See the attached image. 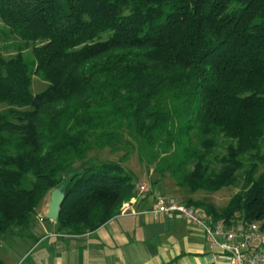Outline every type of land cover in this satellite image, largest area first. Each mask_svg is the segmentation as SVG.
I'll use <instances>...</instances> for the list:
<instances>
[{
    "label": "trees",
    "instance_id": "1",
    "mask_svg": "<svg viewBox=\"0 0 264 264\" xmlns=\"http://www.w3.org/2000/svg\"><path fill=\"white\" fill-rule=\"evenodd\" d=\"M0 107V243L55 188L58 233L101 227L135 197L132 153L264 229V0H0ZM229 187L222 208L192 196Z\"/></svg>",
    "mask_w": 264,
    "mask_h": 264
},
{
    "label": "crops",
    "instance_id": "2",
    "mask_svg": "<svg viewBox=\"0 0 264 264\" xmlns=\"http://www.w3.org/2000/svg\"><path fill=\"white\" fill-rule=\"evenodd\" d=\"M135 176V197L127 210L93 232L68 235L55 222L37 219L31 231L0 243L4 264H212L204 233L177 213L153 218L144 212L158 196L188 198L169 178ZM182 196L183 199L178 198ZM49 197L37 209L44 216ZM126 204V203H124ZM122 207V206H121ZM121 210V208H120ZM219 264H225L219 260Z\"/></svg>",
    "mask_w": 264,
    "mask_h": 264
},
{
    "label": "built area",
    "instance_id": "3",
    "mask_svg": "<svg viewBox=\"0 0 264 264\" xmlns=\"http://www.w3.org/2000/svg\"><path fill=\"white\" fill-rule=\"evenodd\" d=\"M128 204L122 205L121 213L126 212ZM144 213L155 219L160 214L177 213L190 221L204 233L212 264H219V260L225 264H264V229L258 222L227 223L167 196H158L155 206Z\"/></svg>",
    "mask_w": 264,
    "mask_h": 264
},
{
    "label": "rangeland",
    "instance_id": "4",
    "mask_svg": "<svg viewBox=\"0 0 264 264\" xmlns=\"http://www.w3.org/2000/svg\"><path fill=\"white\" fill-rule=\"evenodd\" d=\"M46 86H47V83L43 82L42 80H40L38 77L35 76L32 79L30 90L33 94H37V93H40L41 91H43ZM0 109H1V107H0ZM121 155H123L122 151L118 152L116 154H110L108 150H105V151L101 152L97 157L100 160H103V159L117 160L118 157ZM124 164L126 165V167L129 170H131V172L133 174L141 177L143 180H147V178H149L150 170L147 171L145 166L139 162L136 153H132L130 155L128 161H126ZM260 172H264L263 166L260 167ZM167 178H169V177H167ZM236 191H237V189H235V188L233 189L232 187H229V188H223L220 191L215 192V193H208V192L199 191L195 194H192V196L194 198H204L208 202H212L215 206H217V208H222L227 204L230 197ZM178 198L183 199L182 196H179Z\"/></svg>",
    "mask_w": 264,
    "mask_h": 264
},
{
    "label": "water",
    "instance_id": "5",
    "mask_svg": "<svg viewBox=\"0 0 264 264\" xmlns=\"http://www.w3.org/2000/svg\"><path fill=\"white\" fill-rule=\"evenodd\" d=\"M64 191L61 188H55L49 195V201L47 204V210L44 214V218L56 222L59 215L60 206L64 200Z\"/></svg>",
    "mask_w": 264,
    "mask_h": 264
}]
</instances>
